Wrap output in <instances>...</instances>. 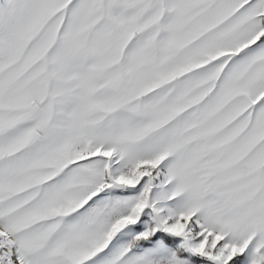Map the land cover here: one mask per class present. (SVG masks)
I'll return each mask as SVG.
<instances>
[{"label":"snow or ice","instance_id":"snow-or-ice-1","mask_svg":"<svg viewBox=\"0 0 264 264\" xmlns=\"http://www.w3.org/2000/svg\"><path fill=\"white\" fill-rule=\"evenodd\" d=\"M0 264H264V0H0Z\"/></svg>","mask_w":264,"mask_h":264}]
</instances>
